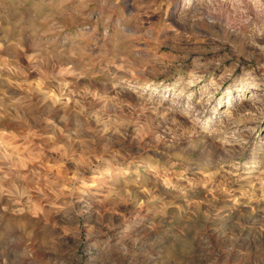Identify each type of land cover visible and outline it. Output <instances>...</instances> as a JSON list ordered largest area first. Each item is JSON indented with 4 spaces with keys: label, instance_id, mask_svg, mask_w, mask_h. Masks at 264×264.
<instances>
[{
    "label": "rangeland",
    "instance_id": "obj_1",
    "mask_svg": "<svg viewBox=\"0 0 264 264\" xmlns=\"http://www.w3.org/2000/svg\"><path fill=\"white\" fill-rule=\"evenodd\" d=\"M0 264H264V0H0Z\"/></svg>",
    "mask_w": 264,
    "mask_h": 264
},
{
    "label": "clouds",
    "instance_id": "obj_2",
    "mask_svg": "<svg viewBox=\"0 0 264 264\" xmlns=\"http://www.w3.org/2000/svg\"><path fill=\"white\" fill-rule=\"evenodd\" d=\"M224 2H228V0H224ZM248 3H250L252 7L255 9L257 8V6L260 5L261 0H248ZM0 171H2V169H0Z\"/></svg>",
    "mask_w": 264,
    "mask_h": 264
}]
</instances>
